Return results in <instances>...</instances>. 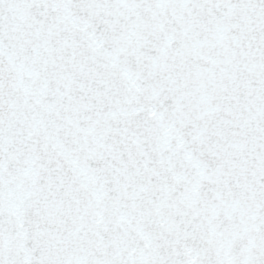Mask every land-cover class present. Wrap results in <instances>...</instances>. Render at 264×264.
I'll return each mask as SVG.
<instances>
[{
  "label": "snow or ice",
  "instance_id": "1",
  "mask_svg": "<svg viewBox=\"0 0 264 264\" xmlns=\"http://www.w3.org/2000/svg\"><path fill=\"white\" fill-rule=\"evenodd\" d=\"M0 264H264V0H0Z\"/></svg>",
  "mask_w": 264,
  "mask_h": 264
}]
</instances>
